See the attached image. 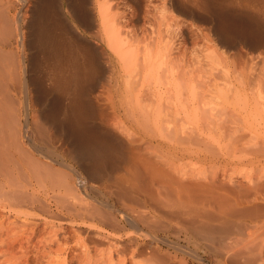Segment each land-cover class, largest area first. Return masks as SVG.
Listing matches in <instances>:
<instances>
[{
  "label": "bare ground",
  "instance_id": "6f19581e",
  "mask_svg": "<svg viewBox=\"0 0 264 264\" xmlns=\"http://www.w3.org/2000/svg\"><path fill=\"white\" fill-rule=\"evenodd\" d=\"M89 1L91 0H0V158H2V161L0 160V210H34L36 208H48L50 205L47 197L52 196L50 195V191L54 193V191L57 190L58 194L62 197L71 195L79 198V196H82L81 193L78 195L80 189L84 191L89 190L90 193V190H97L96 187L99 188V186L103 184V180H107L106 182L108 183L114 180V184L112 185V183H110L111 185H109L111 189H113V187L116 189L111 190L109 188V190L111 192L116 191V194L114 192H109L107 189L109 185H107L106 188L105 182L104 191L106 189L108 194L117 195V198L115 197L116 202L118 201L117 199H119L118 196L123 198V200H121L124 203L127 201V197L125 198L124 196L133 194L137 199L135 196H133V198L131 197V199H134L133 201L137 200L138 202V204L134 202L135 207L138 205L141 206L138 207L137 210L140 208V210H145V208L142 207L143 203H145V199L143 198L151 199V197L153 198V195L156 194L159 200H161L159 197L160 195H168L173 189L174 193L175 191L177 194H180L182 191L184 193V191H186L184 189H193L191 187H193L195 180L202 181V179L199 178V174L204 173V170H202L203 172L198 170L200 172L199 174L197 170H194L195 165L201 162L200 160L203 162L215 161V163L218 162V164L221 163L224 166L232 163L235 165V160L237 159L243 160L242 157L234 156H237L239 151L242 152L247 149L245 145H243V150H239L241 147L239 148L237 146L239 151L237 150L238 152H236L235 149L236 155H232L233 157H231V155L227 156L230 154V150H225L226 152L224 153L228 154L224 156L219 149L216 151V145L213 148V143L218 145L219 139L215 140L213 136H204V133L197 132L199 121L201 122L200 125H202L205 118L207 122H204L205 125L203 124V126H206V128L209 129V125L215 126L214 124H217V126L220 125L218 127L219 129H223L221 124L224 122L223 117L230 121H227L228 124L233 123L236 125L235 120L242 116L241 119H244L245 122H248V119H252L251 124L254 126L255 130L260 129V133H255L261 136L264 132V90L262 86H259V83H256L258 85L256 86L257 88L255 87V82L259 80L258 78H260V76H258L256 74L257 72L255 73L254 70V72H249L248 70L250 74H253V76L251 75L252 77L255 76V80L258 76L257 80L253 81L252 77L249 79V77H247L249 76L248 72L247 78H245L243 75V68L250 66L248 63L250 57L248 56V60H246V58H243L245 52L242 53L239 51L238 53L237 51L238 49L243 51L242 48L248 49L245 51L250 50V52L251 50H253V52H258V50H262V48L264 50V0H162L160 2L158 1L161 3V5H158L160 6L158 8L156 5L157 3L155 4L153 2L156 7L154 5L152 6L153 0H93V8L89 7L92 3V1ZM60 5L65 6L63 12L61 11ZM22 7L25 9V11L22 12L29 14L26 18L22 17ZM168 9L170 10V16H167V13L166 16L169 17L170 20H168L167 27H165L163 24L165 21L163 20L165 18L164 14L168 12ZM11 10L12 12L14 11L12 15H10ZM151 13L154 19L157 18L156 20H160L159 22H161L163 29L164 27L165 29H161L159 23H154V26H151V28L153 27V29H151L153 32H150V26L147 27L149 28V31L147 30L148 33L150 32L155 35L151 42L148 39V43L143 44L142 40L147 38L143 37L145 34L143 35L140 33L142 36L140 40L143 45L140 43L139 45L142 46L139 47L137 43H134L136 42L135 39H137L135 33L132 34L136 37H133L134 42L131 41L133 38L131 39V35H129V33L131 34L134 32L133 29L135 24H133L134 27L130 29L127 22L139 23V21L142 20L141 18L146 15H151ZM155 13L157 15L156 18L154 17ZM64 15L70 19L73 26H70L66 22L67 19L65 20ZM179 16L182 18L185 17L187 20L190 19L191 22L195 21L205 24V28H203L204 26L201 27L202 25L198 28V25L195 24L194 31L198 28L203 34V28L207 34V37L206 34H204L205 39L209 40V43L213 42V47L209 44L211 48L205 47L204 41H201L203 40L201 37L202 35H200L202 39L198 38L201 39L200 41L203 43L202 46L208 50L204 53L201 47V54H204L201 55L198 52L200 45L198 44L197 48L199 49H197L195 42H193L196 38L194 37L191 42L188 41L189 45L193 42L195 50L197 49V54L199 53L201 57H204L201 58L197 54L193 55L196 57L199 56L202 60L205 59L202 61L200 58H197L200 61L209 64L208 62L212 59L213 61L216 60L217 57L222 54L216 49L218 46V48L225 50L236 49L237 52L235 56L242 53L241 55H237L238 57L242 56L237 58L238 60L243 58L241 59L242 63L239 62V65L234 64L231 60L230 63H233V66L232 64L228 66L229 62L227 66H224L226 63L221 61L224 68H222L223 70L221 71L222 76H220L219 66H216L218 67V69H216L219 70V73H217L218 71L216 72L215 69L213 70V62L211 66L207 65L212 67L211 70H213V72L215 71L220 79L222 77L225 79V81H222V78L221 81L226 84V88H216L212 83L214 81H211L212 84H210V80H215L218 77L211 79L209 75H202L201 72H196L198 74H195V71H202V69L198 70L199 66L197 67L198 69L196 68V65L199 64V60L197 59H194L197 61V64L193 61L195 67H189L190 71L181 69L182 65L179 67L182 62L180 57H184L181 56V54L178 55L181 60L179 64L177 54H174L178 50L177 44L179 43L177 42L180 41L177 40V37L180 36V33L182 34L180 30H182L181 28L184 24V20L182 21V18L180 19ZM167 17L165 18L166 20ZM148 18H150V16ZM141 22L140 25L148 26V24H150L146 21L144 24L143 21ZM180 22L181 24L183 23L181 26ZM188 24V26H185L191 28L190 25H192L193 27L192 23L189 22ZM145 26H142V28ZM140 27L139 29H141ZM80 28L89 34V41L85 42L80 39V35L78 34L79 31H77ZM143 29H141V31H144ZM192 30L193 29H191V31ZM164 31L167 32V34H164ZM139 32L140 31H137V33ZM168 32L169 35H171L169 37L171 38L170 43L169 41L167 42L166 39V37L169 36ZM162 33L167 36L165 37ZM148 36L150 37V34H148ZM190 36H186L185 39L187 40V37L189 39ZM180 37L179 40L182 41L183 39H180ZM169 38L168 40H170ZM192 38L190 37V39ZM97 41L102 43V49H99L100 45H98ZM139 41L137 42L139 43ZM145 42L147 41L145 40ZM196 42L198 43V41ZM193 46H191L192 49ZM188 47V49H190V46ZM206 49L204 50L206 51ZM181 50H183V48ZM250 52L249 54L246 53V56L250 55L252 58L253 52H251V54ZM187 53L189 54V52ZM191 54H193V52ZM228 54L230 56L233 55H231L229 51L227 52V55ZM261 54L264 55V51ZM230 56H228V58ZM255 56L258 57L259 55ZM188 58L191 57L188 56L187 59ZM231 58H233V56ZM187 59H184L183 66ZM252 59L251 62L254 61L255 58ZM219 62L220 61H218V63ZM252 64H254V62ZM188 65H192V63H188ZM188 65L186 63V67ZM207 66L204 69H206ZM231 66L234 70L232 72H235V75L232 74L230 70ZM238 66L243 70V74L240 73L241 70ZM252 67H249V69ZM194 68L197 70H194ZM206 71L207 73L211 72L210 68ZM261 72L264 73L263 71ZM199 74H201L200 77ZM210 76L213 77L212 74ZM232 76L233 79H231ZM263 77L264 74L261 76V81H263ZM221 81L219 82L221 83ZM136 82H139V84ZM133 83H136V92H133ZM136 85L146 87L144 88L145 91L142 89V93L147 92L149 94V96L146 94V96H148L147 98H149L147 99L148 101H144V99H142L143 97H140L141 90L140 88L137 89L138 87ZM201 85L205 86L204 88L202 87L205 89V92H202L204 90H202ZM199 87L201 90H199ZM100 88L103 89V94H105L106 88V94L108 96L105 94L107 97L103 98V100L108 99L106 103H108L111 115L108 113L110 112L108 109L106 112L107 104L103 103L105 108L101 104L103 101H100V97H104V95H99L98 92L102 93V91H99ZM12 91L23 95V103L20 105L24 112V118H21L23 121L19 120L20 118L17 119V117L12 114L13 112H11L10 115L12 109H14V113L20 111L15 108L18 103L15 105L11 104V102L14 103L11 100L15 97V95L11 93ZM18 93L17 95L19 97L16 96L18 97L17 100L20 101L22 97H20ZM199 93L201 94L199 95ZM198 95L200 97H198ZM12 105L14 108H11ZM16 107L18 108V106ZM233 118L235 122L231 121ZM14 119L18 121V123ZM179 119L182 120L179 121ZM109 121L110 125L116 121L117 124H115V126L117 125V127H114V124L112 125L113 128L110 127ZM178 121L180 122L179 124ZM247 122L246 127L248 128L249 125ZM12 123L16 125L14 128ZM178 125L179 127H177ZM229 125V127L232 128L231 124ZM203 126H201L202 131H204ZM212 126L210 128L212 131L210 132L214 130ZM176 128L178 132L180 128L181 133L178 134V132H175L177 130ZM123 130L126 133L123 134ZM229 133H231V131ZM255 133H252L253 136L250 134L249 137H255ZM210 134L208 133V135ZM248 135L246 134V136ZM232 136L230 135V137ZM224 137L222 139H225ZM263 137L260 138L261 140H257L256 144L254 143V145H256V150H253V147H251L252 149L249 148L250 145L245 142L248 137H243V134H241V137H232L235 143H240L241 146L246 143L249 145L248 148L254 151V153L253 151H251L252 153H248L250 150H247L245 151L247 154L242 153L247 155L244 160H246V163L252 166L253 168L251 167V169L254 170L256 168L255 165H259L264 161ZM244 138L246 139L244 140ZM227 140H230V138ZM253 141L255 140L253 139ZM198 143L200 145L203 144L202 146L204 149L199 150ZM232 150L234 149L232 148ZM3 154L6 156L4 157ZM228 157H231V159H228ZM211 163L213 164V162ZM212 164L210 167L207 166V169L204 167L205 172L208 170L205 174H208V172L210 174H208V177L203 174L204 177L202 178L208 182L206 184L207 187H210L211 190L212 188L215 189V191L213 190V197L208 200H202L207 197H202L201 199L198 195L197 197L200 201H204L203 203L207 201L211 208L216 206L215 212L219 211V214H211L215 220V215H220V217L217 218L216 226H214L215 223H213L214 225L205 224L209 220L205 222V218L199 217V215H202L199 213L198 219H202L199 225L197 222H194V218H197V215L192 218L195 223L194 225L190 224L186 227L188 224L184 225V221L181 222V220L180 223L186 228L181 226L182 224H176L178 225V230L180 226L182 229L184 228L186 232L183 231V233H187V239L192 240L193 243L201 241L204 242L202 244L206 242L209 244H216L213 250H220L224 243H230L231 241H237L239 239V241L244 240L240 238L243 237L242 233L244 230H253L252 228L258 227L260 223L262 225V220H264L263 210L254 202L260 199L262 200V197H264V185L259 184L261 180L258 179L256 175L255 177L253 175V177L246 175L243 178H245L244 180L247 182L246 186L248 185L250 187L238 186L236 183L237 181L234 182V179H232L234 177L228 175V170L226 173L223 165L222 170L220 168V171H216L217 167H213ZM196 167H198V165H196ZM211 167L215 169L212 173L211 170H209ZM115 175H117V177H115ZM24 176L26 180H38L42 182V185L40 182L36 181L38 188L35 189L36 187L33 188L30 186L29 188L27 187L29 184L26 185L28 182L21 180L25 182L24 184L26 185L22 186V184L20 185L18 183V179H23ZM205 181H202V185L205 184L203 183ZM43 182H46L47 185L49 184L50 186L51 184L53 185V182H56L57 185L53 187L49 186L50 188H48ZM256 182L258 185H255ZM235 183L237 184L236 186ZM96 184L97 186L95 187ZM226 184L229 185H227L229 187L228 189L226 188ZM198 187L200 188V186ZM207 187L206 189H208ZM204 188L203 186L201 187L202 192L203 190L205 191ZM195 189L196 187L194 186V190L190 191H195ZM197 189L196 191H201V189ZM211 190L209 189V192H211ZM216 190L220 191L216 192ZM222 191H226V193L229 192L228 195L235 198L234 204L241 205V209L237 208L240 209L237 210L235 205H233L236 210H227L228 214L225 213V208L224 212L220 210L221 204V209L227 204L223 206V202L227 200V198H225L226 193H223L224 195L222 194L224 196L222 201V196L220 197L214 194V192L222 193ZM202 192H198V194ZM205 192H207L206 194L209 193L207 190ZM205 192L202 193L204 196L206 195ZM103 193L105 194L106 192ZM102 194H100V197H102ZM172 194L173 193H171L170 196ZM177 194L176 196H178ZM90 195H88V198L91 199L92 197H89ZM131 195H129V198ZM156 196L155 199H157ZM188 196L187 198L190 199L192 195H190V197ZM193 196L197 199L196 194L194 195L193 193ZM139 197H143L142 199L144 202L142 204L140 202L142 199L138 201ZM78 198L77 200H79ZM181 198L183 200L182 196L179 199L181 200ZM185 198L184 200L187 202V205H185H189L190 207L188 202L191 200H186ZM236 198L238 200H236ZM92 199L91 201H93ZM131 199L129 201H132ZM149 199H146L148 202H146V205L153 201V199L150 201ZM169 199L172 200V196ZM50 200L52 202L54 201L51 198ZM60 200L58 198V201L55 200L54 202L59 204ZM239 200H241V204ZM64 201L63 203L60 202L62 206L67 200ZM71 201H73L75 205L76 203L78 204V209L74 206H69L70 210H90L91 204L87 203L88 207L85 205L86 202L84 201L85 204L83 203L81 205L83 200H79L76 203L74 200ZM154 201L156 202V200ZM161 201L163 202V200ZM179 202L178 200L176 201L177 206ZM181 202L185 203L184 201ZM198 202L195 201V204H198ZM99 203L101 204V202ZM125 203L130 205V203ZM69 204L72 205L70 202ZM117 204L122 203L117 202ZM151 204L152 206L154 205L153 203ZM151 204L147 206L151 207ZM181 204L182 203H179L180 206L184 205ZM230 204H232L231 201ZM65 205L67 208V204ZM79 205L81 208H79ZM128 205H126V207ZM130 206L128 207L129 209L132 208H130ZM82 207H86V209ZM217 207H219L218 210ZM63 208L64 210H69L65 207ZM91 208L94 209H91L89 213L92 214L93 210L96 212H93V216L100 211L98 207H93V204ZM178 208H180V211L183 209L182 207ZM178 208L176 209L178 210ZM188 209L187 207L186 210ZM206 209H208V207ZM3 211L2 213H4ZM211 212L212 211H210V213ZM77 213L78 212H76V214ZM182 213L185 212H181V214ZM205 213L206 215L210 214H207V211H205ZM205 213L203 212V217H205ZM105 215L110 218V215ZM105 215H103V219L107 217ZM79 216L80 215H78V217ZM88 216L90 218L92 215ZM108 217L105 220H108ZM100 219L102 220V215ZM150 221H147V219L144 221L148 223L146 224L148 227L152 225V223L154 224L153 221L149 224ZM21 222L23 228L27 226L30 233L34 232L35 229L34 226L31 225L32 223H26L27 220L24 223L23 221ZM187 222L189 223V221ZM201 222L205 223L203 224ZM179 231H181V229ZM154 238L157 239L156 237ZM158 241H161V238ZM178 249L180 248L177 247L176 250ZM261 261L263 262L264 260L261 259Z\"/></svg>",
  "mask_w": 264,
  "mask_h": 264
},
{
  "label": "rangeland",
  "instance_id": "374dc122",
  "mask_svg": "<svg viewBox=\"0 0 264 264\" xmlns=\"http://www.w3.org/2000/svg\"><path fill=\"white\" fill-rule=\"evenodd\" d=\"M92 1V3H91V5L89 6L90 8L92 7L93 8V5H94V2H93V0H91ZM91 1H89V2H91ZM160 1H162V0H157V2H156V0L154 1H152V6L154 5L155 7H156V5H157V8L158 7H160V6H158L159 4L161 5V3H159ZM153 2L156 4H153ZM61 7V11L63 12V10L65 9V6H63V5H60ZM166 7H167V5H166ZM168 8V7H167ZM22 11H25V9L22 7V10H21V12ZM168 12L170 11L169 9L167 10ZM168 12H165V14H164V17L166 18L167 16H170V12L168 13ZM12 13L14 14V11L12 12V10L10 11V15H12ZM166 13H167V16H166ZM27 14V15H26ZM29 14L28 13H25V12H22V17L23 18H26L27 16H28ZM153 14L151 13V15H146L145 17H143V18H141L140 20L141 21H143V24L144 23H150V24H148V26H145V25H140L142 22L141 21H139V23H136V22H127V25L128 26H130L129 28L130 29H132V27H134V25L133 24H135V27H134V29H133V33H129V35H131L130 37H131V39L134 37L132 34H134L135 33V36L137 37V39H135L136 40V42H134V38H136V37H134L133 38V40H131V41H133L135 44L137 43V45L140 47V46H142L144 43H148V39L150 40V42L152 41V38L154 37V35L155 34H151L150 32H153V31H151V29H153V27L151 28V26L153 25L154 26V23H156V24H158L159 23V25H160V27H161V29H163V26L161 25V22H159L160 20L158 19V20H156L157 18H156V13H155V15H154V17L156 18V19H154L153 18V16H152ZM141 16H143V15H141ZM150 16V18H148ZM64 17H65V20H66V22L71 26H73V23L70 21V19L66 16V15H64ZM154 19V21H153V19ZM149 19V21H148V19ZM164 18V20L163 21H165V23H166V25H165V23L163 22V24H164V26L165 27H167V23L169 22L168 20H170V18L169 17H167V20ZM179 18L181 19L182 17L181 16H179ZM185 18V17H184ZM184 18H182L181 20L183 21L184 20V24L185 23H187V24H185L186 26H188L189 24V22L190 23H192L193 24V27H192V25H190V27L191 28H189V27H186L183 23V25H184V27L185 28H189V29H185L184 27H183V25L181 24V22H180V26L182 25V30H180V32H182V34L180 33V36H178L177 37V40L178 41H180V42H177V43H179V44H177V47H178V50H177V52L176 53H174V54H177V58H178V63L180 64V62H181V60H182V62H181V64L179 65V67H181V65H182V67H181V69H184V70H188V71H190L189 70V67L191 66V67H195L194 66V64L196 63L197 64V61L196 60H194V59H197V58H200L201 57V55H204V54H201V51L200 50H202L201 49V47L203 48V51H204V53H206L208 50L206 49V48H204L202 45H203V43L201 42V41H204V46L205 47H210L211 48V46L213 45V42H211V43H209L208 41L209 40H207V39H205V37H204V34H206L205 33V30H203V28H205V24H203V23H197V22H195V21H193V22H191V20L189 19V20H187L186 18L184 19ZM119 19V18H118ZM152 21H151V20ZM146 21V22H145ZM167 21V22H166ZM189 21V22H188ZM195 22V23H194ZM130 24H132V25H130ZM137 24V25H136ZM155 24V25H156ZM195 24H197L198 25V28L201 26V27H203L202 28V31L204 32L203 34H202V32H200L201 30L199 29L198 30V28H197V30H195L194 31V25ZM200 24V25H199ZM74 25H75V23H74ZM139 25V26H138ZM147 25V24H146ZM141 26V27H140ZM142 26H145V27H143L142 28ZM150 26V32L148 33V29L149 28H147V27H149ZM157 26V25H156ZM155 26V27H156ZM196 26V25H195ZM139 27L141 28V29H143L144 31H141V29H139ZM165 27H164V29H165ZM137 28H138V30H137ZM184 28V29H183ZM163 29V30H164ZM191 29H193L192 31H193V33H192V31H191ZM148 30V31H147ZM170 30H171V28H170ZM188 31V32H186V31ZM77 31H79L78 32V34L80 35V39H82L83 41H85V42H87V41H89L90 39V37H89V34L88 33H86V32H84L81 28L80 29H78ZM137 31H140L139 33H137ZM191 31V32H190ZM200 33H199V32ZM81 32V33H80ZM144 32V33H143ZM147 32V33H146ZM197 32V33H196ZM145 34V35H147V36H143V37H145V38H147V39H144V40H142L143 41V44H142V41L140 40V38L142 37L141 36V34ZM164 34H167V32H163ZM162 33V34H163ZM190 36V35H194V36H190L192 39H190V37H189V39H188V37H187V40L185 39L186 38V36H188L187 34ZM74 34H75V32H74ZM77 34V33H76ZM137 34V35H136ZM140 34V35H139ZM148 34H150V37L148 36ZM163 34V35H164ZM129 35H128V38L130 39V37H129ZM153 35V36H152ZM168 35H169V32H168ZM196 35V36H195ZM200 35H202L201 37L203 38V40H201L202 38L200 37ZM140 36V37H139ZM165 37L167 36V35H164ZM171 35H169L168 37H166V39H167V42L169 41V43H170V41H171V38H169ZM185 36V37H184ZM88 39H87V38ZM179 37H180V39L182 38L183 40L181 41V40H179ZM194 37L196 38V39H194ZM201 38V39H199V38ZM206 37H207V34H206ZM209 37V36H208ZM168 38L170 39V40H168ZM198 38V39H197ZM193 39H194V41H193ZM140 40V41H139ZM145 40L147 41V42H145ZM176 40V41H177ZM185 40V41H184ZM191 40L193 41V42H195V45H196V48H197V46H198V44L200 45L199 46V48H197V49H199V53L201 54H197V52H196V50H195V48H194V46H193V42L189 45V42H191ZM198 41V43L196 42V41ZM201 40V41H200ZM137 41H139V43L137 42ZM185 43H184V42ZM189 41V42H188ZM206 41V42H205ZM98 42V45H100V47H99V49H102V47H103V45H102V43H100L99 41H97ZM149 42V43H150ZM187 42V43H186ZM201 42V43H200ZM142 44V45H139V44ZM181 43V44H180ZM184 44V47H183V44ZM206 43H207V46H206ZM187 46H186V45ZM211 45V46H209V45ZM102 45V46H101ZM178 45H181V46H178ZM188 46H190V49L191 50H193V51H191L190 49H188L189 47ZM191 46H193V49H192V47ZM181 47V48H180ZM186 47V48H185ZM213 47V46H212ZM219 47V46H218ZM216 48V49H218V52L219 53H222L221 55H219L220 56V58H219V56L217 57V61L216 60H214V61H216L217 62V64H216V62H214L213 61V59L211 60V61H209L208 63L209 64H206V62H202V61H204L205 59H201V58H204V57H201L200 58V60H202V61H200L199 59H197V60H199L198 61V63L199 64H197L196 65V68L198 69V70H200V69H202V71L204 72V71H206L207 69L209 70V68H210V71L211 72H209V73H207V71L206 72H202L201 70L200 71H195V74H198V73H202V75H209V77L212 79V78H216V77H218V78H216L215 80H210V84H214L215 85V87L216 88H226L225 87V83H223L222 81H225V79L223 78V80L221 81V79L219 78V76H217L218 74L217 73H219V70H217L218 69V67H216V66H219V69H220V76H222V70L224 69L223 68V66H222V64H221V61L222 62H225L226 64H224V66H227V64H228V62H229V65L228 66H230L231 64H232V66H233V63L234 64H236V65H239L240 63L239 62H241L242 63V60L241 59H243V58H246V60H248L247 58H248V56L250 57L249 59V64H250V66H248V67H246V68H243V70H244V74H243V70H241V68L238 66V68H240V73H242L244 76H245V78H247V77H249V79H251V77L253 76V74H250L249 72H251V71H255V73L258 75V76H260V78H258L259 80H257V77H256V80L258 81H256L255 80V76L254 77H252V79H253V81L255 80L256 82H255V84L256 83H259V86L261 87H263V90H264V77H263V81H261V76H263V74L264 73H262L261 71H263L264 72V55H262L261 53L264 51L263 50V48H262V52L260 51V50H258V52L257 51H254V52H256V53H254L253 52V50H251V52H253V56H255V55H259L258 57H253L252 56V58L254 59V61H252L251 62V56L250 55H247L246 56V53L247 54H249V52H250V50L249 51H245V50H248V49H244V48H242L243 49V51L241 50V49H238L237 51H238V53H239V51H241L242 53H244L245 52V54H243V58H241V59H237V58H240V57H242V56H237V55H241V54H237L236 56H235V53L237 52L236 51V49H232V50H225V49H222V48ZM183 48V50H181ZM186 49V50H185ZM204 49H206V51L204 50ZM221 49V50H220ZM181 50V51H180ZM184 50H185V52H184ZM187 50H189V51H187ZM189 52V54L187 53V52ZM195 51V52H194ZM229 51V53L233 56V58H231L232 56H230L229 54L227 55V52ZM259 51H260V53H259ZM181 52V53H180ZM183 52V53H182ZM193 52V54H191ZM231 52H233V53H231ZM251 52H250V54H251ZM185 53V54H184ZM187 53V54H186ZM195 53V54H194ZM225 53V54H224ZM259 53V54H258ZM179 54H181V56H184L183 58L182 57H180V59H179V57H178V55ZM199 55V56H193V55ZM224 54V55H223ZM255 54V55H254ZM223 55V56H222ZM186 56V57H185ZM188 56H190L191 58H188L187 59V57ZM228 56H230L229 58H228ZM246 56V57H245ZM192 57H193V59H192ZM194 57H196V58H194ZM225 57V58H224ZM235 57H236V59H235ZM223 58V59H222ZM228 58V59H227ZM184 59H187L186 60V62H185V67H186V63H187V65H188V63L190 64V63H192V65H188L187 67H186V69H185V67L183 66V61H185ZM219 59V60H218ZM222 59V60H221ZM227 59V60H226ZM252 59V60H253ZM263 60V64H262V60ZM180 60V61H179ZM224 60V61H223ZM232 60V61H231ZM192 61V62H191ZM193 61H195V63L193 62ZM218 61H220L219 63H218ZM230 61L231 62H233V63H230ZM213 62V70L215 69V71L217 72H213V70H211L212 69V67H209V66H211V63ZM236 62H238V63H236ZM251 62V63H250ZM254 62V64H252ZM202 63H204V64H206V65H204V64H202ZM215 64V65H214ZM252 64V65H251ZM202 65H203V68H202ZM207 65H209V66H207ZM200 66H201V68H200ZM207 66V68L206 69H204L205 67ZM215 66V67H214ZM230 67V70H231V72L232 71H234L233 70V67ZM253 66V67H252ZM249 67H252V68H250L249 69ZM262 67V68H261ZM188 68V69H187ZM196 68H194V70L196 69ZM217 68V69H216ZM223 68V69H222ZM238 68H236V69H238ZM191 69V68H190ZM196 69V70H197ZM245 69H246V71H245ZM263 69V70H262ZM192 70V69H191ZM248 70H249V72H248ZM237 71H239V70H237ZM253 71V72H254ZM260 71V72H259ZM196 72H198V73H196ZM247 72H248V74H249V76H247L248 74H247ZM252 72V73H253ZM235 73V72H234ZM233 72H232V74H234ZM258 73H261V74H258ZM212 74V76L213 77H211L210 75ZM246 74V75H245ZM200 75L201 74H199V77H200ZM235 75V74H234ZM252 75V76H251ZM198 76V75H197ZM247 76V77H246ZM198 77V78H199ZM231 79H233V76L231 77ZM133 80V79H132ZM136 80V79H135ZM134 80V81H135ZM198 80V79H197ZM199 80H200V78H199ZM203 80V79H202ZM133 81V82H134ZM211 81H214V82H212L211 83ZM219 81H221V83H223V84H221ZM252 81V82H253ZM216 82H219L218 84H219V86H218V84H215ZM137 83V82H136ZM136 83H133L134 84V86H133V84H132V89H133V87H134V91L133 92H136L137 90H136V88H135V84ZM254 83V82H253ZM262 85H261V84ZM9 84V83H8ZM137 84H139V82L137 83ZM10 85V84H9ZM217 85V86H216ZM253 85V84H252ZM258 84H256L255 85V87L257 86ZM138 88L137 89H139L140 88V90H141V93H140V97L142 98V99H144V101H148L147 99H149V98H147L148 96H149V94L147 93V92H144V93H142L143 92V90L142 89H144V88H146V87H142V86H138V85H136ZM204 88L205 86H202L201 85V88ZM212 87H213V85H212ZM201 88L199 87V90H201ZM202 88V90H204V91H202V92H205V89H203ZM257 88V87H256ZM103 89L102 88H100V90L99 91H102ZM136 90V91H135ZM222 90V89H221ZM144 91H145V89H144ZM103 92L104 91H102V93L101 92H98L99 93V95H104V97L103 96H99L100 97V101H103L101 104H102V106L105 108V105H103V103L104 104H107V107H106V112H107V109H108V111H110L109 110V106H108V103H106V101H108V99H104L103 100V98H106L108 95L106 94L107 92H106V88H105V94L107 95H105V94H103ZM11 93H13L14 95H15V97H13L12 98V100L11 101H13L14 103H12L11 102V104H17L16 106H18V108L15 106V108L17 109V110H20V111H17V113L15 112L14 113V109H12L11 111H10V115H11V112H13L12 114L13 115H15L16 117H17V119H19V120H21V121H23L21 118H24L23 117V114H24V112H23V110H22V106H20L22 103H23V95L22 94H20V93H18V94H20V97H22L21 99H20V101L19 100H17V98L19 97L18 95H17V93L15 94L13 91L11 92ZM108 94H110V93H108ZM143 94V95H142ZM146 94H148V96H146ZM201 93H199V95H200ZM18 97H17V96ZM145 95V96H144ZM198 95V97H200ZM146 97V98H145ZM16 98V99H15ZM146 99V100H145ZM16 101V102H15ZM105 101V102H104ZM20 102V103H19ZM11 108H14V106L12 105V107ZM20 108V109H19ZM109 114L111 113V111L110 112H108ZM22 114V115H21ZM12 115V116H13ZM111 115V114H110ZM11 116V117H12ZM10 117V118H11ZM14 117V116H13ZM15 118V117H14ZM204 118V117H203ZM224 118V124L223 123H221L222 124V126H223V129L221 128V129H219L218 127L220 126H217V124H214L215 126H212V125H209L210 126V128H211V126L213 127V132H210V131H212L210 128L208 129V128H206V126H203V124L205 125V123L207 122V120L204 118V122H203V124L202 125H200V121L198 122V124L200 125H198L197 126V132H199V133H204L203 135L204 136H213L214 138H215V140L217 139H219L218 141H219V144L217 145V144H214L213 143V148H214V146L216 147V151H218V149H219V151L220 152H222L223 154H224V156H225V154H228V153H224V152H226L227 150L229 151V155H227V156H230L231 155V157H233L232 155H236V152H238L239 150H241L242 148H243V145H245V147H247V149H245V150H243L242 152H238L239 154V156L237 155V156H234V157H242V161L241 160H235V165H234V163H232V164H228V165H226V166H224L223 164H221V163H219L218 164V162L217 163H215V161H205V162H203L202 160H200L201 162H196V163H198V164H196V165H198V167H196V165H195V168H194V170L196 171L197 170V173L199 174L200 172V170H201V172H203L202 170H204V173H202V174H199V178H201L202 179V181H205V180H203V178L202 177H204L203 176V174H205V173H207V171L208 170H206V172H205V169H207V166L208 167H210V165L212 164L211 162H213V164H212V166L214 167V166H216L215 168H216V171H220V168H221V170H222V167L224 168V170H226V173H227V170H228V175L230 176V175H232V177H234V178H232V179H234V182H236L237 184H238V186H240V185H242V186H246V184H247V182L244 180L245 178H243L244 176H254L255 177V175H256V177L258 178V179H260L261 181L259 182V184H262V185H264V179H263V177H264V161L262 162V163H260L259 165H255L256 166V168H255V170L254 169H251V167L252 166H250V165H248V163H246L247 161L246 160H244V158H245V156H247L246 154H247V152H245V151H247V150H250V151H248V153L249 152H251V151H253V150H256L255 149V147H256V145H254V143L256 144V141L257 140H259L261 137H263L264 135V132L261 134V136L260 135H258L257 133H260V129H257V130H255V128H254V126L251 124V122H252V119H248V122H247V124L249 125V127L247 128L246 126V122H245V120L244 119H241L242 118V116H240L239 118H237V120H235L234 118H233V120H231V121H236V125L235 124H233V123H229V124H231V126H232V128L231 127H229L230 125L228 124V122L227 121H229V120H227L225 117H223ZM12 119V118H11ZM119 119V118H118ZM201 119V118H200ZM230 119H232V118H230ZM239 119V120H238ZM15 120V119H14ZM180 120H182V119H179V121ZM251 120V121H250ZM16 121V120H15ZM178 121V124L180 123ZM202 121V120H201ZM234 121V122H235ZM17 123H18V121H16ZM16 122H15V124H16ZM177 122V121H176ZM225 122H227V123H225ZM230 122V121H229ZM241 122V123H240ZM244 122V123H243ZM114 124V125H113ZM113 126L114 127H117V125L115 126V124H117L116 123V121L115 122H113ZM227 124V125H226ZM241 124V125H240ZM244 124V125H243ZM12 125H14L13 123H12ZM11 125V126H12ZM109 125H110V121H109ZM112 125H110V127H112ZM118 125H119V123H118ZM207 125V124H206ZM226 125V126H225ZM233 125H235V126H233ZM16 125H14L13 126V128L15 127ZM201 126H203V130L205 131H202V127ZM224 126H225V128H224ZM229 128H228V127ZM119 127V126H118ZM177 127H179V125L177 126ZM199 127V128H198ZM208 127V126H207ZM215 127V128H214ZM113 128V127H112ZM227 128V129H226ZM120 129V128H119ZM177 129V128H176ZM200 129H201V131H200ZM235 129H236V133H235ZM240 129V130H239ZM243 129V130H242ZM207 130H209V131H207ZM227 130V131H226ZM229 130V131H228ZM120 131H121V129H120ZM231 131V133H229ZM239 131V132H238ZM245 131V132H244ZM122 132V131H121ZM175 132H178V129L175 131ZM210 134V135H208V133ZM250 132V133H249ZM255 132H257V133H255ZM124 133H126L124 130H123V134ZM179 133H181V131H180V128H179V132H178V134ZM234 133V134H233ZM248 133H249V135H248ZM252 133H255V137H252L253 136V134ZM206 134V135H205ZM215 134V135H214ZM234 138H237V137H241V134H243V137H248L247 138V141L245 140L246 138H244V140H245V142L246 143H248L249 145H247L245 142V144H242V146H241V144L240 143H235L234 141V139L232 138V137H230V135ZM239 134V135H238ZM244 134H245V136H244ZM246 134L248 135V136H246ZM250 134L252 135L251 137H249L250 136ZM222 135V136H221ZM124 136H126V135H124ZM176 136H177V134H176ZM182 136V135H181ZM217 136V137H216ZM225 136V137H224ZM229 136V137H228ZM237 136V137H236ZM225 138V139H222V138ZM227 137V138H226ZM230 138V140H227V139H229ZM255 140V141H253V139ZM264 138V137H263ZM233 139V140H232ZM252 139V140H251ZM232 140V141H231ZM261 140V139H260ZM229 141V142H228ZM229 144H228V143ZM234 142V143H233ZM215 143H218V142H215ZM230 143H231V145H230ZM235 144V145H234ZM203 145V144H202ZM202 145H200L199 143H198V146H199V150H201V149H204V147L202 146ZM209 145H211V144H209ZM232 145H233V147H232ZM201 146V147H200ZM212 146V145H211ZM231 146V147H230ZM240 148H238V147ZM248 146H249V148H251V147H253L254 149L253 150H251V149H249L248 148ZM258 146V145H257ZM236 147V148H235ZM232 148L234 149V150H232ZM235 149H236V152H235ZM239 149V150H238ZM213 150V149H212ZM226 150V151H225ZM238 150V151H237ZM233 151H234V153H233ZM233 153V154H232ZM242 153H246V154H242ZM252 153V152H251ZM253 153H254V151H253ZM4 155V154H3ZM6 155H4V157H5ZM0 157H1V154H0ZM231 157H228V159H231ZM236 159V158H235ZM0 160L2 161V158H0ZM4 160H5V158H4ZM264 160V159H263ZM200 163H201V165H200ZM211 163V164H210ZM241 163H242V165H241ZM207 164V165H206ZM216 164V165H215ZM240 164V165H239ZM202 165H203V167H202ZM223 165V166H222ZM247 165V166H246ZM258 166V167H257ZM200 167V168H199ZM204 167H205V169H204ZM213 167H211V169H209V170H211V173L212 172H214L215 171V169L213 168ZM198 168V169H197ZM253 168V167H252ZM199 170V171H198ZM213 170V171H212ZM121 174V173H120ZM118 175V176H121V175ZM208 174H210L209 172H208ZM208 174H205V175H207V177H208ZM117 175H115V177H117ZM202 175V176H201ZM227 175V174H226ZM227 175V176H228ZM252 176V177H253ZM259 176V177H258ZM260 176H263V177H260ZM231 177V176H230ZM198 178V179H199ZM2 179V178H1ZM258 179H257V181H258ZM21 180H23V181H27L26 183V185H28L27 187H33V188H35V189H37L38 187H37V182H40V181H38V180H35L34 181V179H33V181L31 180V179H27L26 180V177L24 176V178L23 179H18V183L21 185L22 184V186H26L24 183L25 182H23V181H21ZM37 181V182H36ZM107 181V180H106ZM105 180H103L102 182H103V184H101V186H99V188L98 187H96L97 186V184L95 185V187L97 188V190L95 189L94 191H92V190H90V193H91V195H90V193H89V190H87V191H84L83 189H80L79 190V194L78 195H80V193H81V197L79 196V198L76 196H71V195H66V196H61V195H59L58 194V192H57V190H55L54 191V193L53 192H51L50 191V195H52V196H50V195H48V196H50V197H47V200H48V202H49V205H50V207H48V208H42V209H40V208H36V209H34V210H0V264H264V261L262 262L261 261V259L262 260H264V223H263V221L264 220H262V225H261V223L260 224H258L259 226H261V227H255V228H252L253 230H251V229H247V230H250L251 231V233H250V231H247V230H244L243 231V233H242V236L243 237H240V238H242V239H244V240H241V241H239V240H237V241H231L230 243H224V245L222 246V248L220 249V250H213V247L216 245V244H209V243H205V244H202V243H204V242H201V241H198V242H196V243H193L192 242V240H188L187 239V233H185L186 231L184 230V228H186V227H188L190 224H195L196 222L198 223V225H199V222H200V220H202V219H198V215L199 214H202L201 216L199 215V217H202V218H205V222H207L208 220V222L207 223H205V222H201V223H205V224H210V225H214L213 223H215V225L214 226H216V222H217V218L218 217H220V215L218 216V215H215V218H216V220L215 219H213V213H217V214H219L218 212L219 211H217V212H215L216 211V206L214 207V208H211L210 207V205L207 203V201H205V203H203L204 201H202V200H208V199H210L211 197H213V190L215 191V189H213L212 188V190H211V188L210 187H207L206 186V184L208 183L207 181H205V182H203V183H205V184H203L202 185V181H200V180H195V183H193V187H191V188H193V189H184V190H186L187 191V193H186V191H184V193H183V191L180 193V194H177L176 193V191H175V193L173 192L174 191V189H173V191L171 192L170 191V193H168V195H160L159 197H160V199L161 200H163V202L161 201V200H159V198L156 196V194L155 195H153L154 197L152 198L151 197V199H149V198H143V197H139V199H138V201L139 200H141L142 198L143 199H145L144 201H145V203H143L144 201H143V199L140 201L141 202V204L143 203V205H142V207L143 208H145V210L144 209H142V210H140V209H138L137 210V208L138 207H141V206H137V207H135V204H134V202L136 203V204H138V202H137V200L136 201H133L132 199H131V197L133 198V196H135V195H131V194H128V195H126V196H124V194H123V196L126 198L127 197V201H125V202H127V203H130V202H132V203H130V205H128V204H126L125 202V204L123 203V198L121 197H119L118 196V198L119 199H117L118 201V203H122L123 205H124V207H123V205L122 204H117V202H116V198H117V195L115 196L114 194V198H113V195L112 194H108V192H107V190L105 189V191H104V188H105V186H106V188H107V185H109L110 183H112V185L114 184L113 183V181L111 182V181H109L110 183H108V182H106ZM240 181V182H239ZM104 182L106 183V185L104 184ZM192 182H194V181H192ZM200 182V183H199ZM262 182V183H261ZM41 183V185H42V182H40ZM43 183H45L46 184V186L48 187V188H50L51 186L53 187V186H56L57 185V183L56 182H53V185L51 184V186L48 184L47 185V183L46 182H43ZM187 183V182H186ZM235 183V186L237 185ZM100 184H98V185H100ZM197 184H200V185H197ZM36 185V186H35ZM105 185V186H104ZM111 185V184H110ZM109 185V187L107 188L108 190H109V188L111 187ZM208 188V189H206V187ZM209 185V184H208ZM228 184H226V188L228 189L229 187V185L227 186ZM255 185H258V183L256 182V184ZM50 186V187H49ZM194 186L196 187V189L197 190H200L201 189V187L203 186V188L205 189V191L207 190L208 192H209V189L211 190V192H209L208 194H206L207 192H205L204 190H203V192H202V189H201V191H196V189H195V191H190V190H194ZM198 186H200V188L198 187ZM210 186V185H209ZM29 187V188H30ZM116 187V186H115ZM250 186H246V188H249ZM111 189V188H110ZM114 189H116V188H114L113 187V189H111V190H114ZM99 190V191H98ZM171 190H172V188H171ZM92 191V192H91ZM188 191H189V193H188ZM218 191H220V190H218ZM217 190H216V192H218ZM57 192V193H56ZM93 192H94V194H93ZM97 192H98V194H97ZM103 192H106L105 194L103 193ZM109 192H111L110 190H109ZM114 191H112L111 193H113ZM192 192V193H191ZM198 192H202V193H204L205 192V196H204V194H198ZM52 193V194H51ZM103 193V194H102ZM115 194H116V191L114 192ZM171 193H173L174 194V197H173V194L171 195L172 196V200H170L169 198H171V196H170V194ZM193 193H194V195L196 194V197H197V195H198V197L201 199L202 197L203 198H205V197H207V198H205V199H202L201 201H200V199H198V197H197V199L199 200V202H198V200L197 199H195V196H193ZM220 193L221 192H219V193H215L214 192V194H217V195H219L222 199V201H223V198H224V194L223 193H226V191H222V193H221V195H220ZM229 193V192H228ZM228 193H226L225 194V198H227V200H225L224 202H223V206L227 203L228 204V206H227V204H226V206L225 207H223V209H221V206H222V204L220 205V210H222L223 212H224V208H225V213H227L228 214V211L229 210H234L235 208L237 209V208H240L241 209V205H238V204H234L235 203V198H233L232 196H230V195H228ZM54 194V195H53ZM87 194V195H86ZM93 194V195H92ZM100 194H102V197H100ZM109 196H108V195ZM176 194L179 196H176ZM223 194V195H222ZM55 195H56V197H57V195H58V197L56 198L55 197ZM88 195H90L89 197H92L91 199L93 200V201H91V199L90 198H88ZM97 195V196H96ZM112 195V196H111ZM119 195H122V194H119ZM129 195H131L130 196V198H129ZM183 197V200H182V198H181V200L179 199L181 196ZM188 197H190V195H192L191 196V198L190 199H188L187 198V196ZM212 195V196H211ZM227 195H228V197H227ZM54 196V197H53ZM96 196V197H95ZM99 196V197H98ZM107 196H108V199H107ZM155 196H156V198L157 199H155ZM164 196V197H163ZM209 196V197H208ZM62 197V199L60 200V198ZM85 197V198H84ZM105 197H106V199H105ZM136 197V196H135ZM150 197V196H149ZM186 197V198H185ZM50 198L52 199V200H56V201H58V198H59V204L56 202H52L51 200H50ZM77 198L81 201V200H83V202L81 203V205L84 203V201L86 202V204L85 205H87V203L88 204H91V206H92V204H93V207L95 206V208L96 207H98V209L100 210V211H98L97 212V214L95 215V216H93V212H95L94 210H93V212H92V214L91 213H89V211L91 210V209H94V208H91V206H90V210H70V207H75L76 209H78V204L76 203L77 201H79V200H77ZM81 198V199H80ZM89 200H88V199ZM128 198H129V200L131 199L132 201H129L128 200ZM177 199L178 201H180L179 203H182V204H184L183 206H180L179 205V203H178V206H177V203H176V201L177 200H175V199ZM184 198L186 199V200H191L190 202H188V204H190V207H189V205L188 206H186L187 205V202L184 200ZM238 198V197H237ZM236 198V200H238ZM70 201H69V200ZM84 199H86V200H84ZM95 199H97V200H95ZM101 199V200H100ZM122 199V200H121ZM136 199H137V197H136ZM149 199V201L150 200H152L153 199V201L151 202V203H153L154 205H155V203H156V207L153 205L152 206V204L149 202V204H151V207H149L150 205L149 204H147V205H149V206H147L146 205V202H147V200ZM67 202H65V201ZM71 200H74L75 201V203H76V205L73 203V201H71ZM77 200V201H76ZM95 200V201H94ZM103 200V201H102ZM108 200V201H107ZM112 200V201H111ZM113 200H115V201H113ZM121 200V201H120ZM154 200H156V202L154 201ZM196 202H198V204L196 203L195 204V201ZM63 201L65 202L64 204H63V206H62V204L61 203H63ZM89 201H91V202H89ZM120 201V202H119ZM129 201V202H128ZM166 202V205H165V202ZM171 201V202H170ZM181 201H184L185 203H183V202H181ZM230 201L232 202V204H230ZM234 201V202H233ZM240 201V204H241V200H239ZM258 201H260V202H258ZM258 201H255L254 203H256L257 204V206L258 207H261L262 208V210H263V213H264V197H262V200L260 199V200H258ZM61 202V203H60ZM69 202L72 204V205H70L69 204ZM99 202H101V204L99 203ZM104 202H105V204H104ZM139 202V203H140ZM155 202V203H154ZM170 202V203H169ZM202 202V203H201ZM229 202V203H228ZM79 203V204H80ZM100 205H99V204ZM148 203V202H147ZM165 205H163V204ZM170 205H169V204ZM236 203H237V201H236ZM261 203V204H260ZM65 204H67V208H66V205ZM95 204V205H94ZM103 204V205H102ZM115 204V205H114ZM117 204V205H116ZM140 204V205H141ZM176 206H175V205ZM181 204V205H182ZM186 204V205H185ZM209 205V206H204V205ZM96 205H98V206H96ZM102 205V206H101ZM106 205V206H105ZM110 207H109V206ZM121 207H120V206ZM126 205H128L127 207H126ZM133 205H134V207H133ZM162 205H163V208H162ZM200 205V206H199ZM203 207H205V208H203ZM230 205V206H229ZM233 205H235V208H234V206ZM238 205V206H237ZM54 206V207H53ZM59 206H62V207H59ZM70 206V207H69ZM88 206V205H87ZM130 206V208L132 207L133 208V210H132V208L131 209H129L128 207ZM186 206V207H185ZM212 206V205H211ZM241 206V207H240ZM263 206V207H262ZM53 207V208H52ZM63 207H65L66 209H69V210H64V208ZM89 207V206H88ZM87 207V208H88ZM104 207H105V209H104ZM107 207V208H106ZM152 207H153V209H152ZM155 207V208H154ZM160 208V209H158V208ZM174 207H175V209H174ZM178 207H182L181 209V211L179 210L180 208H178ZM189 208L188 210H186V208ZM208 207V209H206ZM209 207H210V209H209ZM213 207V206H212ZM230 207V208H229ZM233 207V208H232ZM60 208H63V209H60ZM79 208H81V206L79 205ZM83 208V207H82ZM123 209V210H121V209ZM176 208H178V210L176 209ZM198 208H200V209H198ZM227 208V209H226ZM39 209V210H38ZM55 209V210H54ZM59 209V210H58ZM83 209H86V207H84ZM107 209H109V210H107ZM112 209V210H111ZM113 209H115V210H113ZM149 209V210H148ZM185 209V210H184ZM191 209V210H190ZM195 209H196V211H195ZM202 209H204V210H202ZM219 209V207H217V210ZM235 209V210H236ZM240 209H237V210H240ZM96 210V209H95ZM201 210H202V212H201ZM209 210V211H208ZM228 210V211H227ZM261 210V211H262ZM2 211L4 212V213H2ZM7 211V212H6ZM87 211H88V213H87ZM97 211V210H96ZM102 211V212H101ZM178 211V212H177ZM188 211V212H187ZM189 211H190V213H189ZM195 211V212H194ZM205 211H207V214H209L210 213V211H212L209 215H206V213H205ZM76 212H78L77 214H76ZM101 214H100V213ZM165 212V213H164ZM181 212H185V213H182L181 214ZM201 212V213H200ZM203 212L205 213V217H203L204 216V214H203ZM86 213V214H85ZM96 213V212H95ZM103 213V214H102ZM189 213V214H188ZM195 215H194V214ZM199 213V214H198ZM2 214H4V215H2ZM76 214V215H75ZM92 215L90 218H89V216L88 215ZM99 214V215H98ZM105 214H108V215H110V218L107 216V215H105ZM172 214V215H171ZM183 214H185V215H183ZM212 214V215H211ZM78 215H80L79 217H78ZM98 215V216H97ZM101 215H102V220L100 219V217H101ZM103 215H105V216H107L109 219L108 220H105V219H103L104 218V216ZM169 215V216H168ZM177 215V216H176ZM182 217H181V216ZM197 215V218L195 217ZM85 216H87V217H85ZM100 216V217H99ZM145 216V217H144ZM174 216H176L177 218H181V219H177L176 217H174ZM179 216V217H178ZM185 216H187V217H185ZM193 216L195 217L194 218V222H193ZM208 216V217H207ZM210 216H212V217H210ZM94 219H93V218ZM142 217V218H141ZM169 217V218H168ZM191 217V218H190ZM210 217V218H209ZM176 218V219H175ZM27 220V222L26 223H32L31 225L32 226H34V232H32V233H30V231H29V229H28V227L26 226H24V228L21 226V224H22V222L21 221H23V223ZM141 219V220H140ZM146 219H147V221L149 220L150 221V219H151V221H150V223L149 224H151V222L153 221L154 222V224L152 223V225H149V227H148V225H146V224H148L147 222H144V221H146ZM167 219V220H166ZM175 220V221H173V220ZM185 219H187V220H185ZM192 219V220H191ZM210 219H211V221H210ZM25 220V221H24ZM143 220V221H142ZM180 220H181V222L182 221H184L183 222V224L184 225H186V224H188L186 227H184V225L182 224V223H180ZM191 220V221H190ZM199 220V221H198ZM204 220V219H203ZM207 220V221H206ZM215 220V221H214ZM187 221H189V223L187 222ZM212 221H214V222H212ZM171 222V223H170ZM181 225V226H183L184 228L182 229L181 228V226L179 227L180 229H181V231H179L178 229H177V227H178V225ZM176 224V225H175ZM29 225V224H28ZM197 225V224H196ZM36 227V228H35ZM150 228V229H149ZM155 229V230H154ZM166 231V232H165ZM183 231H185L184 233H183ZM246 231H247V233H246ZM29 232V233H28ZM179 232H180V234H179ZM244 232H245V234H247V235H245L244 234ZM244 234V235H243ZM184 235H185V237H184ZM245 236V237H244ZM247 236H248V239H247ZM251 236V237H250ZM154 237H156L157 239H153ZM250 237V238H249ZM161 238V241H158L159 239ZM164 238V239H163ZM247 239V241H246V239ZM157 241V242H155V241ZM168 241V242H167ZM160 242V243H159ZM172 243V244H171ZM114 245V246H113ZM209 245V246H208ZM175 247V248H174ZM177 247L178 248H180V249H178V250H176L177 249ZM153 248V249H152ZM154 250V251H153ZM119 251V252H118ZM153 251V252H152ZM151 252V253H150ZM261 255V256H260ZM260 256V260L258 259V257Z\"/></svg>",
  "mask_w": 264,
  "mask_h": 264
}]
</instances>
